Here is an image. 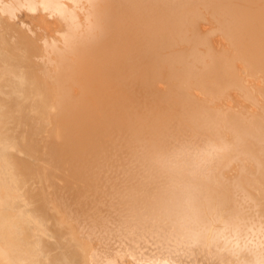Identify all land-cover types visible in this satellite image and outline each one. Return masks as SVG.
I'll use <instances>...</instances> for the list:
<instances>
[{
	"label": "bare ground",
	"instance_id": "obj_1",
	"mask_svg": "<svg viewBox=\"0 0 264 264\" xmlns=\"http://www.w3.org/2000/svg\"><path fill=\"white\" fill-rule=\"evenodd\" d=\"M0 264H264V0H0Z\"/></svg>",
	"mask_w": 264,
	"mask_h": 264
}]
</instances>
